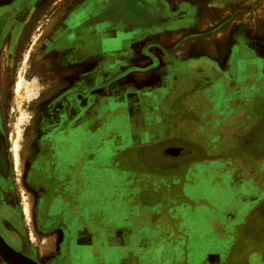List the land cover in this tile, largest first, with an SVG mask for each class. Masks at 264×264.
Wrapping results in <instances>:
<instances>
[{
	"label": "crops",
	"instance_id": "obj_1",
	"mask_svg": "<svg viewBox=\"0 0 264 264\" xmlns=\"http://www.w3.org/2000/svg\"><path fill=\"white\" fill-rule=\"evenodd\" d=\"M19 1L24 19L47 0ZM229 1L50 0V17L34 18L47 25L42 59L67 80L42 104L23 189L16 176L0 188L18 249L39 264H264V26L252 36L251 21L222 20ZM190 17L213 31L182 39ZM209 96L246 107L220 123L217 150L196 136L200 159L179 184L143 167L140 148L171 138L192 108L210 113Z\"/></svg>",
	"mask_w": 264,
	"mask_h": 264
},
{
	"label": "rangeland",
	"instance_id": "obj_2",
	"mask_svg": "<svg viewBox=\"0 0 264 264\" xmlns=\"http://www.w3.org/2000/svg\"><path fill=\"white\" fill-rule=\"evenodd\" d=\"M227 6L229 9L236 8L235 12L230 14L225 13V18L222 20H229L231 17L235 20L245 18L251 21V35L257 36V34H260L258 33L260 27L264 26V0H230ZM51 8V2L47 0L40 11L33 12L22 30L14 28L12 31L13 34L8 31L7 35L3 36L2 42L0 40V151L3 152V156L6 158L9 166L6 173L0 168V188L2 189L12 186L14 176L17 177L18 174L15 168L14 146L17 147L21 169L26 152L32 150L33 147L31 136L36 133L35 131L38 126L36 124L41 118L42 104L51 100V92L54 87H57L59 84L65 85V81L67 80L66 76L59 77L52 74L53 72L51 70L54 68L52 63L42 59L43 57L41 55L43 52L47 53L48 49H45L46 46L37 43L36 40L37 36L42 33V30L47 25H44L43 28H37L35 19L40 20L42 15H45V18L50 17L52 13ZM15 11H13V14ZM208 11L205 7L204 15H208ZM1 18L2 15L0 16V26H2ZM189 23L191 24L188 27L182 29L183 32L186 31L182 35V39L184 40L194 39L196 36L206 37V34L213 31L210 28L201 29L197 32L194 19L191 17L189 18ZM179 24V20H173L165 26L169 32L167 36L174 38L173 42L169 44L172 47H175L181 40L179 37V31L181 29L177 28ZM8 25L7 29L9 30L12 25L10 23ZM50 31L51 28L45 29L46 34ZM2 34L3 32L0 31V38ZM261 35L264 36L263 31ZM199 46L201 47V45ZM12 51L14 52L13 59H5V56L7 58L11 57ZM227 97H206V100L209 102H214L212 107L210 106L209 108L210 113H207V105L204 107L201 106L196 110L192 108L190 110L192 115L184 116L181 121H174L173 135L171 138L163 142L151 144L150 146H142L140 148L141 151H148L149 155L143 153L140 157L141 165L145 168L155 169L157 176L158 174L164 173V171L169 172L173 177L172 180H174L172 184H179L178 181L182 167L186 163H190L193 159H200L195 155L197 148H201L200 142L196 141V136L202 137L207 141L210 151H216L220 139L218 132L220 123L223 122L226 125H231L232 122L228 121V116L234 113L235 109L240 112L246 110L244 105L235 106L231 104L229 101L232 98ZM195 119H199V122L195 125L196 128L193 123ZM186 123H188V133L183 128V132H181L180 127L182 125L187 126ZM169 144L179 149V152L174 157L172 156V161H168L170 157L168 158L164 154V150H162L163 146ZM181 154L187 156L182 159L180 157ZM210 180H212V177H210ZM153 182H156L154 184H161L162 181L160 179H154ZM202 184H211V182H207L204 179V183ZM18 187L19 190H22L20 186ZM11 195H14V193ZM3 227L4 223L0 222V228L2 229ZM7 239L11 240V237L8 236ZM30 241L35 242L33 239ZM203 245L205 248L203 251L205 252L218 247L217 244L206 245L203 243ZM36 255L39 259L41 255L43 259L42 250L38 251L37 254L35 253Z\"/></svg>",
	"mask_w": 264,
	"mask_h": 264
},
{
	"label": "flooded vegetation",
	"instance_id": "obj_3",
	"mask_svg": "<svg viewBox=\"0 0 264 264\" xmlns=\"http://www.w3.org/2000/svg\"><path fill=\"white\" fill-rule=\"evenodd\" d=\"M34 8V7H33ZM16 10L13 14V11ZM36 11V8L34 9L33 12ZM22 12V6H21V3L19 0H7L6 2H2L0 3V16L2 15V26H0V31L3 32L2 34V37L0 38L1 42H2V39H3V36L4 35H7V32L9 31L11 34L13 29L14 28H19L20 30L23 29V26L26 25L27 21H28V16L26 18H22V16L20 15ZM33 13L30 14V17ZM23 19V20H22ZM11 24V28L8 30V24ZM50 33V32H48ZM263 34H264V31H263ZM13 40V39H12ZM14 41V40H13ZM45 52H43L41 55L42 57H45ZM5 56V54H4ZM13 56H14V52L12 51V55L11 57L7 58L5 56V59L7 60H11L13 59ZM53 73V75L55 76L54 74V71L51 70ZM57 73V72H56ZM169 148V149H168ZM164 150V153L168 156V158L170 157V159H168V161H172L174 155H176L178 152H179V149H175V148H171L168 147ZM187 153V152H186ZM188 154V153H187ZM173 156V157H172ZM187 156V155H182L180 157H182V159ZM8 164H7V161H6V158L3 156V152L0 151V168L2 170L6 171L8 170ZM6 225H4V227L1 229L0 228V235L3 237V239L9 244L11 245L15 250H17L18 248L13 244V239L11 237V240L7 239L8 238V235L6 232L8 231H5L6 229ZM18 251H20L21 253H23L25 255V253L23 251H21L20 249H18ZM27 257L30 258V256L26 255ZM36 261V260H35ZM37 262V261H36ZM38 263V262H37ZM39 264V263H38Z\"/></svg>",
	"mask_w": 264,
	"mask_h": 264
},
{
	"label": "water",
	"instance_id": "obj_4",
	"mask_svg": "<svg viewBox=\"0 0 264 264\" xmlns=\"http://www.w3.org/2000/svg\"><path fill=\"white\" fill-rule=\"evenodd\" d=\"M7 0H0V3ZM0 253L9 264H37L31 258L27 257L18 250L9 245L0 235Z\"/></svg>",
	"mask_w": 264,
	"mask_h": 264
},
{
	"label": "bare ground",
	"instance_id": "obj_5",
	"mask_svg": "<svg viewBox=\"0 0 264 264\" xmlns=\"http://www.w3.org/2000/svg\"><path fill=\"white\" fill-rule=\"evenodd\" d=\"M17 82V81H16ZM16 85H18L16 83ZM19 86V85H18ZM21 86V85H20ZM14 158H15V168L17 169L18 171V174H17V177H16V180L17 182L19 183V186L23 189V186H24V180H23V174H22V169H20V160H19V157H18V153H17V147L14 146ZM14 160V159H13ZM30 207V206H29ZM25 211L29 213V217L31 218L32 222L34 223V218L32 217L31 215V212H30V209H28L27 206L24 207ZM18 250V249H17ZM27 255V254H25ZM40 260L42 261V256L40 255ZM31 258V257H30ZM33 261H35V259L31 258ZM36 262V261H35ZM38 262V261H37ZM36 262V263H37ZM0 264H9L6 260H4L3 256L1 255L0 253ZM38 264V263H37Z\"/></svg>",
	"mask_w": 264,
	"mask_h": 264
}]
</instances>
